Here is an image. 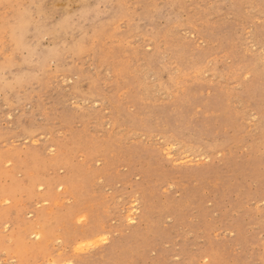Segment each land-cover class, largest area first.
Masks as SVG:
<instances>
[{"label":"rangeland","instance_id":"1","mask_svg":"<svg viewBox=\"0 0 264 264\" xmlns=\"http://www.w3.org/2000/svg\"><path fill=\"white\" fill-rule=\"evenodd\" d=\"M0 264H264V0H0Z\"/></svg>","mask_w":264,"mask_h":264}]
</instances>
